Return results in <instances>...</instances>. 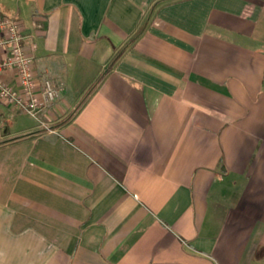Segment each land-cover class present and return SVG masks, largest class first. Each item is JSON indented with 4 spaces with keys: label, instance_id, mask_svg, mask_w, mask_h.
Wrapping results in <instances>:
<instances>
[{
    "label": "crops",
    "instance_id": "crops-1",
    "mask_svg": "<svg viewBox=\"0 0 264 264\" xmlns=\"http://www.w3.org/2000/svg\"><path fill=\"white\" fill-rule=\"evenodd\" d=\"M1 16L61 91L0 99V264H264V0Z\"/></svg>",
    "mask_w": 264,
    "mask_h": 264
},
{
    "label": "built area",
    "instance_id": "built-area-1",
    "mask_svg": "<svg viewBox=\"0 0 264 264\" xmlns=\"http://www.w3.org/2000/svg\"><path fill=\"white\" fill-rule=\"evenodd\" d=\"M24 37L20 21L0 17V99L19 111L35 115L58 99L61 88L50 77L38 73ZM35 47L33 43L32 48ZM7 71L13 73L15 81L4 78Z\"/></svg>",
    "mask_w": 264,
    "mask_h": 264
},
{
    "label": "rangeland",
    "instance_id": "rangeland-1",
    "mask_svg": "<svg viewBox=\"0 0 264 264\" xmlns=\"http://www.w3.org/2000/svg\"><path fill=\"white\" fill-rule=\"evenodd\" d=\"M9 15H10V17H15L16 14L14 12H10Z\"/></svg>",
    "mask_w": 264,
    "mask_h": 264
}]
</instances>
